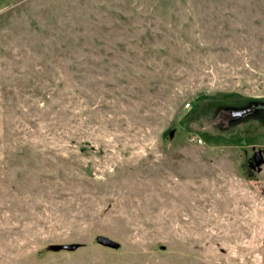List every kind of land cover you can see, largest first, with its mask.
<instances>
[{
    "label": "rangeland",
    "instance_id": "obj_1",
    "mask_svg": "<svg viewBox=\"0 0 264 264\" xmlns=\"http://www.w3.org/2000/svg\"><path fill=\"white\" fill-rule=\"evenodd\" d=\"M261 109L264 0H0V264H264Z\"/></svg>",
    "mask_w": 264,
    "mask_h": 264
},
{
    "label": "water",
    "instance_id": "obj_2",
    "mask_svg": "<svg viewBox=\"0 0 264 264\" xmlns=\"http://www.w3.org/2000/svg\"><path fill=\"white\" fill-rule=\"evenodd\" d=\"M263 161H264L263 155L260 154V153H257L256 157H255V164L257 166H261ZM97 242L101 246H104V247H110V248H113V249H119L120 248L118 243H116L115 241H113L112 239H110L108 237L106 238V237H103V236H99L97 238ZM54 248L57 249V250H60V249L74 250V249H76V247L74 245L56 246Z\"/></svg>",
    "mask_w": 264,
    "mask_h": 264
},
{
    "label": "flooded vegetation",
    "instance_id": "obj_3",
    "mask_svg": "<svg viewBox=\"0 0 264 264\" xmlns=\"http://www.w3.org/2000/svg\"><path fill=\"white\" fill-rule=\"evenodd\" d=\"M260 111H264L263 109H261ZM229 114L231 116V119L232 120H236V121H240V120H243L245 119V117L247 116H250L252 114H255L254 113V109L250 106H245V108H240L236 111L234 110H231L229 111ZM253 167V165H251Z\"/></svg>",
    "mask_w": 264,
    "mask_h": 264
},
{
    "label": "built area",
    "instance_id": "obj_4",
    "mask_svg": "<svg viewBox=\"0 0 264 264\" xmlns=\"http://www.w3.org/2000/svg\"><path fill=\"white\" fill-rule=\"evenodd\" d=\"M197 142L200 143V144H203L201 139H198Z\"/></svg>",
    "mask_w": 264,
    "mask_h": 264
},
{
    "label": "trees",
    "instance_id": "obj_5",
    "mask_svg": "<svg viewBox=\"0 0 264 264\" xmlns=\"http://www.w3.org/2000/svg\"><path fill=\"white\" fill-rule=\"evenodd\" d=\"M51 248H52V249H51L52 251L57 250V249L54 248V246H52ZM60 250H63V249H60Z\"/></svg>",
    "mask_w": 264,
    "mask_h": 264
}]
</instances>
